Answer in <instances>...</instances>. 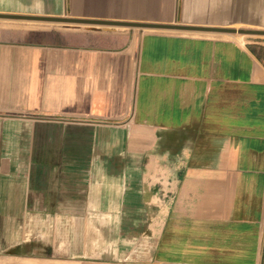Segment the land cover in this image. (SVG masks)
<instances>
[{"label": "crops", "instance_id": "crops-1", "mask_svg": "<svg viewBox=\"0 0 264 264\" xmlns=\"http://www.w3.org/2000/svg\"><path fill=\"white\" fill-rule=\"evenodd\" d=\"M152 24L264 30V0H0V248L261 264L264 39Z\"/></svg>", "mask_w": 264, "mask_h": 264}, {"label": "rangeland", "instance_id": "rangeland-1", "mask_svg": "<svg viewBox=\"0 0 264 264\" xmlns=\"http://www.w3.org/2000/svg\"><path fill=\"white\" fill-rule=\"evenodd\" d=\"M251 38H263L252 36ZM60 216V210H31V216L34 217L36 223L39 224L38 217H42L47 222H53L54 216ZM30 216V217H31ZM16 228L20 229L18 237L21 238V230L22 227L19 224L23 222L24 210H16ZM19 217V218H18ZM36 218V219H35ZM43 227H55L54 224L44 225ZM33 235V233H30ZM10 247L8 248H0V252H3L5 255L0 256V264H87L85 263V258L80 259H71L68 256H58L56 253L57 249L64 248L67 246L69 248V244L62 241L54 242L52 240L43 239V240H20L16 239L15 241L9 242ZM7 252H10L11 255H6ZM261 264H264V242H263V252L261 257Z\"/></svg>", "mask_w": 264, "mask_h": 264}, {"label": "water", "instance_id": "water-1", "mask_svg": "<svg viewBox=\"0 0 264 264\" xmlns=\"http://www.w3.org/2000/svg\"><path fill=\"white\" fill-rule=\"evenodd\" d=\"M14 19H28V20H39V21H53V22H83L81 20H71L69 18H20L12 17ZM148 27L161 28V29H178L186 31H196V32H216L225 34H241V35H251V36H264V30L252 29V28H216V27H204V26H183V25H150Z\"/></svg>", "mask_w": 264, "mask_h": 264}]
</instances>
